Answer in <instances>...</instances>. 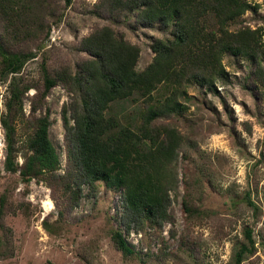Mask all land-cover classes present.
I'll return each mask as SVG.
<instances>
[{"label":"trees","instance_id":"obj_1","mask_svg":"<svg viewBox=\"0 0 264 264\" xmlns=\"http://www.w3.org/2000/svg\"><path fill=\"white\" fill-rule=\"evenodd\" d=\"M72 3L0 0V83L7 89L4 109L0 108L4 169L19 173L26 185L33 179L46 182L57 206L62 204L69 212L84 197V186L95 191L103 183L119 189L122 212L112 239L116 249L130 257L135 251L123 231L161 230L164 223L174 222L169 213L171 191L178 185V160L184 156L188 139L171 120L187 113L194 98L188 91L194 87L216 91V84L226 78L223 61L228 55L253 68L254 82L263 80L264 32L247 26L233 28L252 8L251 0H98L88 12L100 23L77 46L85 57L74 68L68 64L53 67L44 58L40 78L29 80L22 73L25 65L37 58L53 24L62 21ZM131 19L139 26L157 25L170 31L168 37L152 39L154 58L143 70L137 68L140 46L117 28ZM58 85L72 95L62 109L64 173L59 172L61 157L50 138L53 120L47 106L51 89ZM159 85L168 88L162 99L154 98ZM31 89L36 92L26 115L25 99ZM136 95L144 104L136 125H123L108 115L113 102ZM19 123L27 127L25 151L20 147ZM246 203L259 218L260 207L250 195ZM12 211L5 191L0 197V222ZM60 212L61 216L65 213ZM197 214L201 215L199 210ZM44 224L57 233L47 221ZM259 234L264 237V228ZM187 247L195 253L194 246ZM256 251L254 230L246 227L244 240L235 245L228 264H246Z\"/></svg>","mask_w":264,"mask_h":264},{"label":"rangeland","instance_id":"obj_2","mask_svg":"<svg viewBox=\"0 0 264 264\" xmlns=\"http://www.w3.org/2000/svg\"><path fill=\"white\" fill-rule=\"evenodd\" d=\"M97 1L73 0L62 21L53 24L37 58L25 65L22 73L26 78H40L44 58L53 67L68 64L74 68L85 57L77 46L100 23L88 12ZM251 3L252 8L233 23V28L247 26L264 32V0ZM117 28L140 46L139 70L154 58L152 39L170 36L168 29L139 26L133 19ZM223 63L227 75L216 84V91L190 89L188 93L194 98L184 118L171 120L188 139L184 156L178 160V185L171 191L169 213L174 222L164 223L161 230L123 231L135 251L130 257L116 249L112 239L113 229L120 226L121 191L103 183L95 191L84 186V197L72 211L62 204L57 206L46 182L33 179L26 185L19 173L5 171L6 148L0 124V197L7 191L13 209L0 222V264H228L235 245L244 240L246 227L254 230L257 247L246 264H264V237L259 234L264 228V76L254 82L253 68L232 55ZM6 91L0 83L2 110ZM35 92L31 89L25 99L26 115ZM165 94L168 88L159 85L154 98L162 99ZM71 100V93L61 85L52 88L47 97L53 120L49 133L61 157V173L67 161L62 109ZM143 105V99L136 95L113 102L108 115L116 116L123 125H136ZM26 128L18 124L22 151ZM247 195L259 205V218L248 207ZM44 221L57 233L48 231ZM6 229H10L8 236ZM187 245L194 246L198 257Z\"/></svg>","mask_w":264,"mask_h":264}]
</instances>
